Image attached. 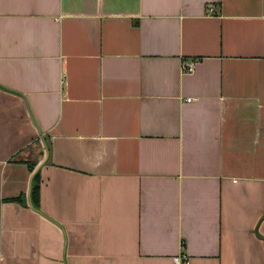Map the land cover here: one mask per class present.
Instances as JSON below:
<instances>
[{
  "label": "crops",
  "instance_id": "0c3cea01",
  "mask_svg": "<svg viewBox=\"0 0 264 264\" xmlns=\"http://www.w3.org/2000/svg\"><path fill=\"white\" fill-rule=\"evenodd\" d=\"M175 256L264 264V0H0V264Z\"/></svg>",
  "mask_w": 264,
  "mask_h": 264
},
{
  "label": "built area",
  "instance_id": "2783aa9c",
  "mask_svg": "<svg viewBox=\"0 0 264 264\" xmlns=\"http://www.w3.org/2000/svg\"><path fill=\"white\" fill-rule=\"evenodd\" d=\"M209 11H213V8H209ZM194 70V62L193 61H191V62H189V63H186V64H183L182 65V71L184 72V73H190V72H192ZM186 261H187V258L186 257H181V256H175L174 258H173V263L174 264H185L186 263Z\"/></svg>",
  "mask_w": 264,
  "mask_h": 264
},
{
  "label": "trees",
  "instance_id": "16d2710c",
  "mask_svg": "<svg viewBox=\"0 0 264 264\" xmlns=\"http://www.w3.org/2000/svg\"><path fill=\"white\" fill-rule=\"evenodd\" d=\"M35 179V184L33 185L32 187V201L34 204H37L38 203V190H39V184H38V177L37 175H35L34 177Z\"/></svg>",
  "mask_w": 264,
  "mask_h": 264
}]
</instances>
